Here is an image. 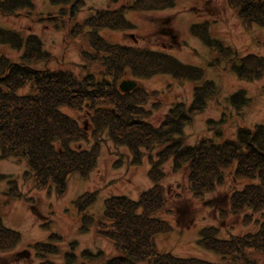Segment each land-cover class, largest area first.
I'll list each match as a JSON object with an SVG mask.
<instances>
[{
  "label": "trees",
  "instance_id": "16d2710c",
  "mask_svg": "<svg viewBox=\"0 0 264 264\" xmlns=\"http://www.w3.org/2000/svg\"><path fill=\"white\" fill-rule=\"evenodd\" d=\"M227 3L237 11L245 28L255 26L264 30V0H227ZM50 4L58 10L45 17V14L35 15L32 0H0V15L53 24L66 31L67 43L85 40L80 52L90 68L83 67L87 74L81 76L40 68L38 65L54 58L44 50L40 38L36 35L24 38L17 30L0 27V45L22 52L20 61L0 57V160L26 161L23 180L32 181L38 190L51 191L54 187L56 197L62 198L74 174L85 180L97 168L103 136L107 135L115 147L128 149L131 165L140 166L147 157L152 186L137 199L125 195L107 198L98 218L90 209L96 204L99 191L86 192L75 200L80 233L87 234L95 228L96 234L115 248L117 256L106 258L105 264H258L256 255L264 254V219L253 217L264 215V123L239 127L235 137L228 139L222 138L221 122L216 131L219 140L203 136L195 144L188 143L185 129L219 96L215 81L205 78V69L167 53L113 44L99 34L102 30L133 29L134 25L126 19L128 11L166 10L174 7V1L133 0L118 9L98 10L83 22L76 19L84 8V0H50ZM191 33L214 55L209 66L222 71L227 68L239 80L247 82L264 77V56H239L214 36L208 21L195 23ZM127 74L136 80L169 75L174 81L197 85L190 104L176 103L155 126L146 107L151 97L146 90L138 87L130 93L120 92L118 84ZM28 86L30 91L21 94ZM228 102L240 111L249 105L250 98L244 90H239ZM63 109L91 111L89 127H82ZM82 143L92 145L89 149L78 148ZM169 163L172 174H186L188 189L199 200L224 187L230 172L235 181H247L242 189L231 191L229 208L221 211V217L223 221L228 217L241 218L244 225L256 223L258 230L222 238L219 228H203L198 244L220 256L217 263L161 252L157 237L173 231L161 214L175 215L173 209H168L170 198L164 184L168 177L165 167ZM1 181L7 182V190L0 197V253L9 254L20 244L22 235L4 224L3 208L24 195L14 177L0 174ZM62 241L60 234L53 233L48 241L32 245L40 264H77L80 259L87 263L105 255L90 250L78 255L76 242L69 243L64 250ZM25 254L15 255L10 262L19 264ZM57 257L61 262L55 261Z\"/></svg>",
  "mask_w": 264,
  "mask_h": 264
},
{
  "label": "rangeland",
  "instance_id": "374dc122",
  "mask_svg": "<svg viewBox=\"0 0 264 264\" xmlns=\"http://www.w3.org/2000/svg\"><path fill=\"white\" fill-rule=\"evenodd\" d=\"M35 4V15L45 17L53 8L50 0H32ZM172 8L161 11L126 13V19L134 25L127 32L102 30L100 36L113 44L136 45L162 51L182 62L205 69V78L214 80L219 88V96L212 100L204 113L199 114L194 122L186 129L188 143L195 144L203 136L219 140L216 131L221 122L222 138L233 139L239 127H254L264 123V77L261 80L247 82L239 80L229 69L219 70L209 66L214 55L192 32L195 23L209 22L214 36L223 40L239 53V56L257 54L264 56V30L259 27L245 28L237 11L233 10L227 0H173ZM84 8L77 16V22H83L98 10L118 9L133 0H118L111 3L108 0H84ZM35 19L38 17L34 16ZM0 27L7 30H17L24 38L36 35L43 43L45 51L54 57L47 64H40V68H49L52 71L64 70L75 73L77 76L86 75L83 67L89 66L82 59L80 46L85 40L77 39L66 42V31L56 28L53 24L38 23L24 18L0 15ZM22 52L9 46L0 45V57L19 60ZM224 67V65H221ZM136 80L127 74L123 80ZM120 81V83L122 82ZM139 87L150 94L147 109L151 111L150 121L158 126L165 115L176 103L190 104L193 98V89L197 84L191 82L174 81L169 75H158L150 79L137 80ZM119 83V84H120ZM118 84V86H119ZM200 84V83H199ZM239 90H244L250 98L247 107L238 111L233 108L228 98ZM29 86L20 93L29 92ZM155 95V93H157ZM66 114L77 119L83 127H89L91 111L80 112L63 109ZM209 121H214L209 125ZM216 123V124H215ZM212 127V128H211ZM101 155L97 168L88 179H82L74 174L68 182V191L62 198L56 197L54 187L51 191L34 188L32 181L25 182L23 174L27 170L26 161L17 159L0 160V174L14 177L24 195L23 199L10 201L3 208L4 224L18 231L22 240L13 253H0V264H12L10 261L19 253H26L20 257L19 264H40L35 257L32 245L36 242H45L53 233L63 238L61 247L65 250L69 243L76 242L78 255L84 250L95 254L103 252V257H96L90 262L80 259L77 264H105L104 260L116 257L112 243L98 236L95 228L89 233H80V217L75 208V200L86 192L99 191L96 204L90 213L98 218L103 212L104 201L116 195H125L137 199L148 190L152 183L148 178L149 164L147 157L140 166L131 165V155L125 147L117 148L104 135ZM92 143H82L80 149H89ZM168 172L164 184L170 203L168 209H173L175 215L162 213L161 217L168 220L173 226L170 234H161L156 242L161 252L172 253L182 258H197L210 262H220L221 257L205 250L198 244L200 231L205 227L214 226L220 229V237L230 238L233 235H243L256 232L259 226L256 223L244 225L241 218L228 217L223 221L222 210L229 208L231 191L242 189L247 181H235L231 175L224 187L212 194H207L203 200L193 198L188 189L185 173L172 174L171 164L165 167ZM7 190V182H0V197ZM31 200V201H28ZM181 215V218L179 216ZM254 220H263L264 215L255 214ZM182 229V230H181ZM258 264H264V254L256 255ZM57 263L60 258H55Z\"/></svg>",
  "mask_w": 264,
  "mask_h": 264
},
{
  "label": "water",
  "instance_id": "95a60500",
  "mask_svg": "<svg viewBox=\"0 0 264 264\" xmlns=\"http://www.w3.org/2000/svg\"><path fill=\"white\" fill-rule=\"evenodd\" d=\"M138 86V83L134 80H124L120 85H119V89L121 90V92L123 93H130L132 92L134 89H136Z\"/></svg>",
  "mask_w": 264,
  "mask_h": 264
}]
</instances>
